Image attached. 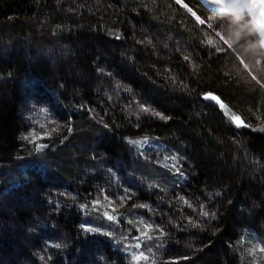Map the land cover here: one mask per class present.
Masks as SVG:
<instances>
[{"label":"trees","instance_id":"trees-1","mask_svg":"<svg viewBox=\"0 0 264 264\" xmlns=\"http://www.w3.org/2000/svg\"><path fill=\"white\" fill-rule=\"evenodd\" d=\"M181 1L0 0V264H264V51Z\"/></svg>","mask_w":264,"mask_h":264},{"label":"snow or ice","instance_id":"snow-or-ice-1","mask_svg":"<svg viewBox=\"0 0 264 264\" xmlns=\"http://www.w3.org/2000/svg\"><path fill=\"white\" fill-rule=\"evenodd\" d=\"M177 2L179 3V0H177ZM117 39H119L118 36H117ZM185 59H188V57L185 56ZM119 87H120V85H117V88H119ZM126 90H127V89H126ZM209 98H211V99H213V100H216L217 103H220L219 100L217 99V97H215V96H212V97L205 96V97H204V99H209ZM138 106H139V108H140L141 111H143V112H145V113H150L151 115H154V116L158 117L159 119H162V120H168V119H170L169 117L165 116L163 113L158 112V111H156L155 109L151 108L150 105L138 104ZM221 107H223L222 104H221ZM231 119H232L233 123H234L236 126H238V127H245V126H246V125L244 124V122H243L238 116H232ZM105 126H107V125H105ZM53 131H55V129H53ZM24 138L27 139V137H24ZM33 142H34V141H33ZM128 142H129V144H131V145H133V146L140 147L141 145H146V144L148 143V139H147V137H145L143 140L132 139V140H129ZM46 147H48V145H46V144H39V145H37V150H39V149H43V148H46ZM165 159H167V157H166ZM172 159L175 160L176 157L173 156ZM62 195H63V194H62ZM126 195H127V189H125V196H120L119 199H120L121 201H123V200L126 198ZM104 199H105V200H108V201H109V204H111V201H110V199H109V197H108L107 195L104 196ZM181 199H183V197H181ZM99 203H100L99 198H97V199H95L94 201H92V205H93V206L98 205ZM185 203H188V202L185 201ZM189 206H191V205H189ZM80 207H81L82 209H85V208H88L89 206H88L87 204H82V205H80ZM140 207H148V206H147V205H140ZM201 208L203 209V206H201ZM112 211H115V209L113 208ZM104 214H105V216L107 217V219H109V220H113V219H115L114 216H112V215H108L107 212H105ZM200 214H201L202 216H207V215H208V213H207V212H204V211H201ZM189 222H191V221H189ZM129 223H131V221H129ZM141 223H143V221H141ZM81 227H82V229L85 230V231H97V229H95V228H90V227H87V226H85V225H81ZM144 227H145V231H144L143 233H141V235L146 236L147 233H148V231L151 230L152 225H151V224H145ZM161 235H163V232H161ZM135 239H139V237H136ZM53 246L56 247V248L61 247L60 244H55V245H53ZM135 247H136V248H140V244L137 243V244L135 245ZM40 259L43 261L45 258H44V256H40ZM48 259H51V257H48ZM132 259H133V264H139V261H141L142 259H143V260H147L148 257L145 256L143 252H140L139 254H134Z\"/></svg>","mask_w":264,"mask_h":264},{"label":"water","instance_id":"water-1","mask_svg":"<svg viewBox=\"0 0 264 264\" xmlns=\"http://www.w3.org/2000/svg\"><path fill=\"white\" fill-rule=\"evenodd\" d=\"M210 7L221 13H244L258 31L260 45L264 51V0H206Z\"/></svg>","mask_w":264,"mask_h":264},{"label":"rangeland","instance_id":"rangeland-1","mask_svg":"<svg viewBox=\"0 0 264 264\" xmlns=\"http://www.w3.org/2000/svg\"><path fill=\"white\" fill-rule=\"evenodd\" d=\"M203 38H204L203 44L206 42L205 46L209 47L211 50H214V49L220 47V43H219L216 39L211 38V37H209L208 35H207V37L204 36ZM203 48H204V47H203ZM24 109H25V108H24ZM24 113H25V112H24ZM225 113H226V115L228 116V118H229L230 120H232V119H231L232 116H235V115H233L230 111H225ZM30 116H31V113L29 114V118H30ZM26 117H28V116H26ZM239 118L242 120V118H241L240 116H239ZM35 119H36V117L33 119V122L35 121ZM242 121H243V120H242ZM243 122H244V121H243Z\"/></svg>","mask_w":264,"mask_h":264},{"label":"bare ground","instance_id":"bare-ground-1","mask_svg":"<svg viewBox=\"0 0 264 264\" xmlns=\"http://www.w3.org/2000/svg\"><path fill=\"white\" fill-rule=\"evenodd\" d=\"M201 1V3L205 6V7H207L208 9H211V10H215V11H217V12H220V11H218L217 9H214V8H212V7H210V4L206 1V0H200ZM180 2H182L181 0H179V3ZM183 3V2H182ZM230 14H233V13H230ZM236 14H244V13H236ZM246 15V14H245ZM247 16V15H246ZM251 23V22H250ZM252 25V24H251ZM253 27V26H252ZM254 28V27H253ZM254 31H255V33H256V35H257V37H258V31L257 30H255L254 29ZM259 43H260V40H259ZM261 46V45H260Z\"/></svg>","mask_w":264,"mask_h":264}]
</instances>
